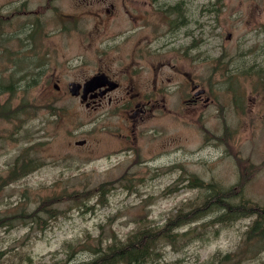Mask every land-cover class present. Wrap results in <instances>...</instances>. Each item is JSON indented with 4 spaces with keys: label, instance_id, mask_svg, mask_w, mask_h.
<instances>
[{
    "label": "rangeland",
    "instance_id": "rangeland-1",
    "mask_svg": "<svg viewBox=\"0 0 264 264\" xmlns=\"http://www.w3.org/2000/svg\"><path fill=\"white\" fill-rule=\"evenodd\" d=\"M190 3L180 15L193 16V24L187 25L188 30L193 29L191 34L186 33V38L177 45L168 36H163L162 43L168 40L165 48L160 49V44L143 48L148 55H154L173 53L178 47L193 45L190 52L195 57L197 74L200 81L204 79L212 100L201 109L202 131L195 125L194 129L170 120L171 130L185 137L186 141L182 143L190 150L188 155L175 154L170 151L171 146L156 150L154 146L161 137L146 135L142 147L145 162L124 160L120 157L122 154L108 157L107 152L117 145V141L108 137L104 128L118 123L117 117L99 115L95 124L88 123L86 110L75 98L62 93L54 99L56 113L50 114L44 104L51 98V88L47 87L48 74L15 72L3 78L6 83L0 87L20 79L15 95H7L9 100L13 103L21 100L22 105L38 107L27 109L14 123L0 122V133L10 132L0 139V218L8 217L0 223V264H51L65 260L69 251H74L70 262H78L93 255L84 245L94 244L99 235H108L109 228L122 236L139 221H154L162 226L175 213L186 215L174 225L172 233L193 225H197L198 231L202 223L209 222L214 214L219 213L221 204H205L207 188L197 185V182L212 183L219 193L232 189L234 193H228L227 199L223 197L224 201L231 205L243 203L237 183L239 170L228 168L229 176L225 179L220 178L219 172L230 161L226 151L236 146L241 154L254 152L253 149L257 148L253 161L264 160V80L252 72L244 73L258 70L256 64L262 63L264 58V35L261 32L264 27V0H190ZM117 20L110 21L108 26L114 27ZM93 23L94 20L84 19L70 22L78 33L93 31L98 34L94 27L88 31ZM56 35L67 47L68 64L63 71L65 80L76 76V53L82 51L92 66L101 59L91 52L94 47L101 46L98 36H92V45L86 52L85 46L80 47L78 35L72 34L67 40L60 33ZM127 46L122 44L118 50L109 49L108 54L114 64L124 59L123 48ZM3 58L7 62L6 54ZM35 60L30 57L23 66H30ZM32 80L36 83L33 81L30 86H25ZM7 106L12 107L10 103ZM233 106L241 108L243 114L237 115ZM221 108L226 113L224 121L220 117ZM154 121L145 124L148 126ZM93 126L98 128L91 132ZM232 128L235 136L231 141L226 140L228 144L215 147L207 143ZM77 138H87L86 144H74ZM29 141L36 144L24 155L22 152ZM22 156L26 160L33 157L35 166L33 169H14V175L19 178L10 182L7 176ZM140 156L137 148H131V158L139 159ZM171 161L176 167L168 169ZM263 168L255 173L254 181L252 178L241 189L244 195L253 198L259 194L261 202H264ZM86 181L91 186L105 182L107 189L102 194L92 193L82 206L67 200L57 203L63 213L54 218H49L47 212L38 213L41 217L39 223L31 217H13L29 214L41 197L80 187ZM245 215L250 218L241 219L239 227L230 223L218 225L219 229L209 225V233L205 237H193L189 242L185 241L186 237L177 239V249L162 240L158 250L161 256L151 258L145 264H264V251L258 255L254 250L247 251L258 238L264 241L263 226L255 225L247 237V233L243 234L246 225L249 226L257 214ZM190 216L198 217L197 221L191 222ZM185 221V225H180ZM236 233L243 234L244 240V259L238 263L222 259V253L231 249L229 237L234 239ZM193 234L189 232V235Z\"/></svg>",
    "mask_w": 264,
    "mask_h": 264
},
{
    "label": "flooded vegetation",
    "instance_id": "flooded-vegetation-1",
    "mask_svg": "<svg viewBox=\"0 0 264 264\" xmlns=\"http://www.w3.org/2000/svg\"><path fill=\"white\" fill-rule=\"evenodd\" d=\"M188 4L190 0H0V77L15 72L50 73L47 87H52L51 98L61 92L67 94L70 85H75L79 92L73 96L86 108L88 123H96L97 113L118 116V123L106 125L108 137L128 141V145L140 152L138 139L150 127L153 134L162 137L160 147L166 149L181 138L171 130L169 120L193 126L202 120V107L212 100L204 79L200 81L197 74L195 57L190 52L192 44L166 54L148 55L143 50L159 44L160 49L165 48L168 40L162 43L163 36L177 45L186 38V33L193 32L187 29L189 23L193 24V16L180 15ZM81 19L94 20L88 31L94 27L98 34L75 31L70 22ZM112 20L117 23L109 27ZM40 32L46 33L42 39L37 36ZM58 33L65 37L78 35L80 47L85 46L86 52L92 45V36H98L101 46L91 52L101 59L92 66L82 51L76 53V76L65 80L67 47L60 43ZM122 44L128 45L123 48L124 59L114 64L108 51L118 50ZM23 57L24 61L30 57L36 60L30 66H23L20 62ZM7 95V90L1 87L0 122L8 124ZM233 108L237 115L243 114L238 106ZM152 120L155 124H145ZM97 128L93 126L90 131ZM9 133H0V138ZM187 151L182 148L183 154ZM260 210L264 215V209ZM260 218L254 223L264 226ZM238 220L233 226L237 227ZM239 239L234 245L242 244ZM253 247L257 255L264 251L259 239Z\"/></svg>",
    "mask_w": 264,
    "mask_h": 264
},
{
    "label": "trees",
    "instance_id": "trees-1",
    "mask_svg": "<svg viewBox=\"0 0 264 264\" xmlns=\"http://www.w3.org/2000/svg\"><path fill=\"white\" fill-rule=\"evenodd\" d=\"M262 64H264V58H262ZM262 70H264V68H262ZM263 77L264 74L261 73V78ZM11 85L12 84H8L3 88H7ZM196 184L207 188L206 198L204 199L205 204H221L219 211L220 213H217L214 216L220 221L228 223V221L233 217L245 216V214L253 212L257 214V217L259 216L258 211L252 210V207L250 208L253 203L249 200L244 202V204L234 203L232 205L229 204L227 200L224 201L223 197L234 193L232 189L225 191L223 190L222 193H219L213 188L212 183L197 182ZM106 189L107 185L105 182H100L99 184L91 186L89 181H86V184H82L80 187H76L68 191L63 189L53 192V194L50 196L41 199V202L36 206V208L30 212L37 214H34L30 217L32 220H35L36 223H39L41 217L38 215V213H42V211H44L47 212L50 218H54L63 213V211L59 209L57 203L67 200L71 203L82 206L85 204V200L88 199L92 193L97 191L98 193L102 194ZM183 217V215L174 214L173 216L168 217L162 226L159 224L138 226L126 234L125 237H119L109 228L108 235H99L97 236L94 244L92 243L91 245H84L86 246L85 249L87 248L93 253L90 258L81 259L78 262H70L74 251H69L65 257V260H56L51 264H144L151 257L154 258L160 256L158 250L160 244L159 242H161L162 239L172 243L174 245V249L178 248L177 244L175 243L176 233H172L171 229L176 223H179ZM259 217H261V215ZM6 218L8 217H1L0 223H2ZM255 225L256 224L254 223V220L249 226L246 225L247 228L244 230L243 234L250 232ZM186 235H182L181 233L178 234L179 239L185 238Z\"/></svg>",
    "mask_w": 264,
    "mask_h": 264
},
{
    "label": "bare ground",
    "instance_id": "bare-ground-1",
    "mask_svg": "<svg viewBox=\"0 0 264 264\" xmlns=\"http://www.w3.org/2000/svg\"><path fill=\"white\" fill-rule=\"evenodd\" d=\"M217 1V0H216ZM209 3V2H208ZM205 10V9H204ZM207 18V17H206ZM215 27V26H214ZM244 55V54H243ZM223 56V55H222ZM238 64H236V66H237ZM234 67H235V65H234ZM240 67V66H239ZM226 74V73H225ZM237 82V81H236ZM228 146V145H227ZM187 178V177H186ZM189 180V179H188ZM213 192V191H212ZM222 193V192H221ZM225 193V192H224ZM218 195V194H217ZM211 196V195H210ZM225 196V195H224ZM215 197V196H214ZM221 198V197H220ZM218 200V199H217ZM207 204V203H206ZM202 205V204H201ZM191 210V209H190ZM226 210V209H225ZM194 211V210H193ZM205 212V211H204ZM216 213V212H215ZM220 213V212H219ZM217 214V213H216ZM211 215V214H210ZM214 216H215V214H214ZM260 216V215H259ZM258 216V217H259ZM197 218V217H196Z\"/></svg>",
    "mask_w": 264,
    "mask_h": 264
}]
</instances>
